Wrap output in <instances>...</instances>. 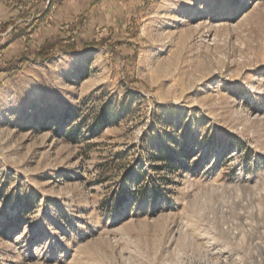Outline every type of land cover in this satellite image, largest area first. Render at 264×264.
Masks as SVG:
<instances>
[{"label":"rangeland","instance_id":"1","mask_svg":"<svg viewBox=\"0 0 264 264\" xmlns=\"http://www.w3.org/2000/svg\"><path fill=\"white\" fill-rule=\"evenodd\" d=\"M58 1L76 48L0 74V264H264V0Z\"/></svg>","mask_w":264,"mask_h":264},{"label":"trees","instance_id":"2","mask_svg":"<svg viewBox=\"0 0 264 264\" xmlns=\"http://www.w3.org/2000/svg\"><path fill=\"white\" fill-rule=\"evenodd\" d=\"M20 1V0H19ZM18 1V2H19ZM25 1V0H24ZM55 3V0H49L48 5L45 7V9H40L39 14L42 18L45 14L48 13L51 6ZM33 4L30 3V6L28 7V10L33 8ZM25 14L26 12H22ZM21 17L20 15H17V18ZM38 17H35L33 20L37 19ZM81 21V19H80ZM32 22L25 23L24 25L15 24V19L13 22H3L0 29L5 31L7 27L10 24H15L10 31L6 33L7 39L3 43V45L0 48H5L8 46L9 43L13 42L16 39H20V37L24 35H29L34 30V26L32 25ZM73 27L70 28L72 30ZM72 36L69 35L65 39L61 38L59 35H56L54 37L46 38L38 47L34 49L27 50H21L18 54L14 55L13 57L7 59L6 62L0 65V74L11 72L15 68L21 66L22 64L30 61H39V60H46L50 57H52L57 51H72L76 48V44L73 40H71ZM65 40V41H64ZM87 44L86 46H84ZM84 47L88 46H106L112 53H117L115 50L114 45H107V38H101L99 40H91L89 43L84 42ZM127 78V77H126ZM127 85L132 86L133 82L129 79V77L126 80Z\"/></svg>","mask_w":264,"mask_h":264},{"label":"crops","instance_id":"3","mask_svg":"<svg viewBox=\"0 0 264 264\" xmlns=\"http://www.w3.org/2000/svg\"><path fill=\"white\" fill-rule=\"evenodd\" d=\"M0 1H4V0H0ZM58 0H55V3L53 4L54 5V7L55 6H57V9H56V11H55V15H54V19H53V21H52V23L54 24V25H47V26H50V27H48V28H45V24H44V20H46V19H44L43 20V17L46 15H44L42 18H37V19H35V20H33L35 17H37V16H34L32 19H24L23 18V16L24 15H29V14H31V13H33L32 12V10L33 11H35L36 13L38 12L37 10H36V7H34L33 6V8H31L30 10H28V11H25L26 13L25 14H23V15H20V14H18V15H20L21 17H19V18H17V20H20L21 22H20V25H24L25 23H29V22H31V21H33L32 23V25L34 26V30H33V34H35L34 35V42H35V44H36V46L38 47L46 38H50V37H54V36H56V35H59L61 38L63 37L62 36V34H61V31H59V29H57V26L55 25L57 22L59 23V22H62V21H64V22H66L67 23V26H66V28H68V29H65V31L67 30V35H69L70 34V28L71 27H73L72 28V30L74 31V32H76V31H79V33L81 34V32H82V30L83 29H85L86 27H88L89 26V24H90V22H91V19H89L88 17L86 18V15H85V13H87L86 11H88V10H92V8L93 7H95V5H93V6H91L90 7V4L87 6V8L86 9H81L80 11V13L78 12V11H76L77 10V8L75 9V11H74V13L72 14V15H68L67 16V14L65 15V10L63 11V10H61V8H63V5H60L59 3V1L57 2ZM77 2V1H76ZM94 2V1H93ZM119 2H116V3H114L115 5L116 4H118ZM132 3L134 4V5H136V7H139V6H141V4H142V0H132ZM5 4V3H4ZM67 6H68V8L69 9H71V5L70 4H67ZM116 6H119V5H116ZM67 8V7H66ZM89 8V9H88ZM68 10V9H67ZM72 10V9H71ZM16 11V10H15ZM15 11L14 10H10L9 8H6V7H4V6H2L1 4H0V18L3 20V21H5V22H7L9 19H8V17H10V15H12L13 13H15ZM84 11H85V13H84ZM35 12L32 14V15H35ZM73 12V11H72ZM18 13V12H17ZM79 13V14H78ZM16 16L17 15H15L14 16V18H16ZM47 16V15H46ZM65 18V19H64ZM80 19H81V21H80ZM85 24H87V25H85ZM41 26H43V27H41ZM59 27V26H58ZM44 28V29H43ZM66 36V35H65ZM73 38H75V37H72V39ZM18 39H16V41H17ZM65 41V40H64ZM13 42H15V40L13 41ZM12 42V43H13ZM12 43H10V44H12ZM22 50V49H21ZM21 50H19V51H21ZM19 53V52H18Z\"/></svg>","mask_w":264,"mask_h":264},{"label":"built area","instance_id":"4","mask_svg":"<svg viewBox=\"0 0 264 264\" xmlns=\"http://www.w3.org/2000/svg\"><path fill=\"white\" fill-rule=\"evenodd\" d=\"M47 2H49V0H47ZM31 2L29 1L28 2V5L30 4ZM20 7H21V5H20ZM27 7V6H26ZM11 28H12V26H10V28H9V31L11 30ZM25 36V35H24ZM26 36H28V35H26Z\"/></svg>","mask_w":264,"mask_h":264},{"label":"bare ground","instance_id":"5","mask_svg":"<svg viewBox=\"0 0 264 264\" xmlns=\"http://www.w3.org/2000/svg\"><path fill=\"white\" fill-rule=\"evenodd\" d=\"M217 24H221L220 22L219 23H217ZM223 24V23H222Z\"/></svg>","mask_w":264,"mask_h":264}]
</instances>
